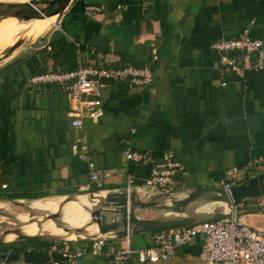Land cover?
I'll return each instance as SVG.
<instances>
[{"label":"crops","instance_id":"1","mask_svg":"<svg viewBox=\"0 0 264 264\" xmlns=\"http://www.w3.org/2000/svg\"><path fill=\"white\" fill-rule=\"evenodd\" d=\"M90 5L101 11L86 15ZM246 28L264 40V0H72L57 27L0 68V200H51L130 186L146 197L145 190L158 192L147 189L145 180L168 153L182 166L170 190L222 187V181L233 186L264 172V72L222 74L220 54L212 48ZM58 40L76 45L78 66H148L153 82L147 87L106 82L103 115L85 118L78 129L67 92L57 84L32 82L35 75L61 70L49 54L50 43ZM81 138L86 159L73 150ZM129 149L148 153L151 161L128 160ZM93 171L99 181L92 180ZM234 206L264 210V195ZM21 210L12 205L8 211ZM163 214L148 210L142 217ZM243 221L264 231V211ZM150 237L134 235L129 244L139 249ZM126 240H107L97 255L86 253L79 261L108 263ZM90 244L17 240L0 244V264H70L62 249ZM201 245L198 236L170 260L128 264H204Z\"/></svg>","mask_w":264,"mask_h":264},{"label":"built area","instance_id":"2","mask_svg":"<svg viewBox=\"0 0 264 264\" xmlns=\"http://www.w3.org/2000/svg\"><path fill=\"white\" fill-rule=\"evenodd\" d=\"M101 11L100 6L90 5L85 8L86 15ZM60 24V18L54 28ZM220 54L222 74L232 71L244 77L247 73L264 72V40L254 37L248 28L238 37L220 39L212 44ZM125 83L129 86L147 87L153 82L151 67L136 66L131 63L116 67H96L80 64L77 68L66 71L46 72L32 77L34 83L57 84L70 97L69 115L72 125L83 129L84 119L97 120L103 115L102 91L106 82ZM73 150L76 155L86 159V145L78 139ZM126 158L131 161L148 163L151 156L136 150H127ZM182 170L179 162L173 160L171 153L165 155L161 163H156L145 184L162 189L172 188L173 176ZM92 180L99 181L96 171ZM129 184L134 178L129 176ZM232 184L221 182L225 189ZM198 236L202 238L200 258L204 264H264V231L246 223L235 221H213L193 226H180L151 234L149 245L133 248L127 238L126 245L114 250L110 262L105 264H128L135 259L140 263H156L174 258L177 248L189 244ZM106 240H96L90 246H65L62 256L70 264H81L79 259L86 253L97 255L106 245ZM51 264H61L54 260Z\"/></svg>","mask_w":264,"mask_h":264},{"label":"water","instance_id":"3","mask_svg":"<svg viewBox=\"0 0 264 264\" xmlns=\"http://www.w3.org/2000/svg\"><path fill=\"white\" fill-rule=\"evenodd\" d=\"M72 0H30L26 2H1L0 18L16 17L20 21L34 18H45L53 15L61 17ZM13 46L9 52L14 51ZM6 55V54H5ZM147 189H156L150 193L145 190L146 197L138 195V187L130 186L113 190L91 189L68 194L57 199L61 201L59 208L48 212L46 219H52L58 229L67 236H27L20 234L15 239L4 241L8 244L17 240L42 241H87L110 239H127L139 234H152L162 230L180 226H193L204 222L235 221L244 223L243 218L254 212L264 211L239 210L234 205L246 198L264 195V172L248 180L233 185L228 189L223 187H206L189 190L161 189L145 185ZM44 200L10 199L0 200L7 207L0 208V216L13 228L2 230L4 233L21 232V226L14 222L19 212H3L10 206H27L33 202ZM75 203L76 205H69ZM223 206L225 211L215 213L216 206ZM70 206V207H69ZM148 210L163 211L157 218H144L142 214ZM68 213L69 221H63V215ZM1 231V230H0Z\"/></svg>","mask_w":264,"mask_h":264},{"label":"bare ground","instance_id":"4","mask_svg":"<svg viewBox=\"0 0 264 264\" xmlns=\"http://www.w3.org/2000/svg\"><path fill=\"white\" fill-rule=\"evenodd\" d=\"M58 15H53L50 17L45 18H34L32 23V30L33 31H42L50 24L55 23V20ZM0 20H16L20 21L16 17H5L0 18ZM44 22V24L42 23ZM40 23L43 25L40 26ZM61 201L58 200H44V201H37L27 206L21 207L24 209L21 212L19 211L18 217L14 219V222L21 226V232H10L4 233L0 231V240L8 241L15 239L18 235L23 234L27 236H49V237H59V236H67L65 232L58 229L56 223L52 220L46 219V215L50 212H54L59 208V204ZM69 205H76L75 203H71ZM7 207L6 203L0 202V208ZM70 207V206H69ZM49 212V213H48ZM70 215V214H69ZM68 213L63 215V221H69ZM69 236V235H68Z\"/></svg>","mask_w":264,"mask_h":264},{"label":"rangeland","instance_id":"5","mask_svg":"<svg viewBox=\"0 0 264 264\" xmlns=\"http://www.w3.org/2000/svg\"><path fill=\"white\" fill-rule=\"evenodd\" d=\"M30 0H0L1 2H26ZM62 17V16H61ZM58 17L55 23L59 20ZM34 19L31 20H0V68L5 67L8 63L17 59L25 49H30V46H34L38 41L46 37L54 28V24H50L42 31H33L32 23ZM44 24V22H42ZM40 23V26L43 24ZM18 45V47L9 52L10 49ZM37 45V44H36ZM6 54V55H5ZM3 212H9L8 210H3ZM11 213V212H10ZM14 226L5 222L3 217L0 216V230H6L13 228Z\"/></svg>","mask_w":264,"mask_h":264},{"label":"trees","instance_id":"6","mask_svg":"<svg viewBox=\"0 0 264 264\" xmlns=\"http://www.w3.org/2000/svg\"><path fill=\"white\" fill-rule=\"evenodd\" d=\"M50 56L55 63L60 66V71L72 70L77 68L78 48L68 40L52 41L50 43Z\"/></svg>","mask_w":264,"mask_h":264}]
</instances>
